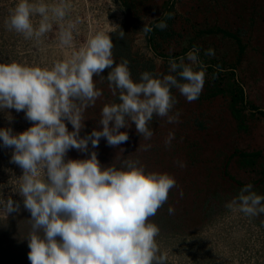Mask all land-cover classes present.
Returning a JSON list of instances; mask_svg holds the SVG:
<instances>
[{
  "label": "rangeland",
  "instance_id": "1",
  "mask_svg": "<svg viewBox=\"0 0 264 264\" xmlns=\"http://www.w3.org/2000/svg\"><path fill=\"white\" fill-rule=\"evenodd\" d=\"M35 2V0H33ZM55 3L58 0H44ZM71 5L70 20H78L71 47L59 43L58 25L54 24L41 43L26 40L20 34L9 31L5 25L17 0H0V62L15 60L37 66H51L56 60L70 58L78 51L90 33L106 31L114 47L116 64L126 58L134 81H139L144 71L168 74V60L157 52L184 55V48L200 46V58L207 62V75L198 100L191 103L172 89L180 110V122L168 124L159 117L153 118L150 127L154 130L151 141L140 137L132 123L126 131L129 139L119 147L107 144L101 138L99 146L84 153L71 149L67 158L84 159L91 151L97 152L102 166L118 158L138 157L147 170L167 172L174 176L177 187L169 192L168 201L150 220L157 224L160 234L156 238L160 252L167 255V264H264V214L248 217L226 208L239 189L251 183L254 190L264 195V0H133L129 13L121 0H66ZM173 5L172 37L162 40L151 48L147 35L142 31L145 23H152ZM39 17H33L34 24ZM219 28L235 36L226 35ZM124 31L123 39L119 32ZM209 46L215 56L204 55ZM189 48V49H190ZM204 56V57H203ZM213 68L221 72H215ZM234 72V75H232ZM214 73L217 78L212 79ZM105 69L101 77L94 76L96 87L102 91L95 107L85 112L84 136L93 128H102L98 123L105 103H118V95L109 88ZM239 82L245 89L246 107L244 126L231 108L229 93L210 95L212 87L227 88ZM258 106V110L250 104ZM0 111V128L11 127L19 133L31 126L23 111ZM69 130L72 125L66 122ZM175 131L171 148L164 147V138L169 130ZM151 143L149 151L139 150V144ZM120 148L124 152L120 153ZM259 152V156L246 162L236 151ZM13 149L0 141V191L4 199L9 195L19 201L21 211L7 219L0 218L1 264H31L28 235L30 213L23 208L22 197L13 192V187L22 175V169L11 162ZM186 163L180 167L177 161ZM253 162V164H252ZM183 190L181 196L180 190ZM169 205L175 214L169 215Z\"/></svg>",
  "mask_w": 264,
  "mask_h": 264
},
{
  "label": "clouds",
  "instance_id": "2",
  "mask_svg": "<svg viewBox=\"0 0 264 264\" xmlns=\"http://www.w3.org/2000/svg\"><path fill=\"white\" fill-rule=\"evenodd\" d=\"M71 5L66 0L45 3L44 0H17L5 25L9 31L26 40L42 42V38L59 27V43L73 44L78 20L68 19ZM33 17H39L34 24ZM167 19L173 17L166 14ZM167 20L155 25L145 23L147 35L154 28L164 30ZM125 32H119L123 39ZM114 47L106 31L90 33L86 42L70 58L56 60L51 66H37L15 60L0 62V111H23L31 126L19 133L11 127L0 128V141L13 149L11 162L22 169L13 192L22 197L24 210L30 213L28 259L31 264H167L156 238L157 224L150 220L168 201L169 192L177 187L174 176L167 172L147 170L138 157H123L102 166L96 151L84 159L67 158L71 149L89 152L99 146L101 138L119 147L129 136L122 128L135 124L137 134L151 141L150 127L154 116L168 124H178L181 112L172 89L191 103L199 99L206 79L207 65L200 58V46L185 55L173 57L169 51L168 74L144 71L134 81L124 58L116 64ZM204 55L215 56L209 46ZM106 79L119 102L105 103L98 123L102 128L81 136L86 127L85 112L95 107L102 95L93 77ZM217 78L214 73L212 79ZM9 121L12 117L7 113ZM66 122L72 125L70 131ZM175 131L170 129L164 147L171 148ZM149 151L151 143L139 144ZM124 152L120 148V153ZM180 167L186 163L177 161ZM181 196L183 190H180ZM226 208L248 217L264 214V195L251 183L245 184ZM21 205L0 191V218L19 213ZM169 215L175 208L168 207Z\"/></svg>",
  "mask_w": 264,
  "mask_h": 264
},
{
  "label": "trees",
  "instance_id": "3",
  "mask_svg": "<svg viewBox=\"0 0 264 264\" xmlns=\"http://www.w3.org/2000/svg\"><path fill=\"white\" fill-rule=\"evenodd\" d=\"M123 6L126 8V10L130 13L132 11V8L134 6V2L133 0H121ZM168 13H172L173 14V5L171 4L170 7H168V9H166V12L160 17V19L155 20L151 23V25H155L156 23H158L160 20L162 19H166L167 20V28L164 30H159V29H155L153 30L152 33L147 34V40L150 43V46L153 50V48H155L156 43H158V41L162 40V42H166L170 37H172V35L174 34L172 29L170 28V24L173 20V17L171 19H167L166 14ZM220 31H222L224 34L226 35H231V36H235L234 34H232L229 31H226L224 29L219 28ZM159 44V43H158ZM193 47V45H191ZM190 47H186L183 50V54L185 55L187 53ZM155 53L165 59H169V53H164V52H157L154 49ZM173 57H178L177 55L172 54ZM204 57V56H203ZM204 62H207L206 58L204 57ZM209 67H212L210 69H213L215 72L219 71V68H213L212 64H210ZM220 72V71H219ZM221 73V72H220ZM232 75H234V72H232ZM218 93H229L231 96V108L233 111L234 116L239 119L241 121V128L244 126V121H245V116L242 114L243 109L246 107L247 104V98H246V94H245V89L242 85L239 84V82L237 81L236 83H230L228 85L227 88L225 87H221L219 85H215L212 87V92L210 95H216ZM252 108H254L255 110H258V106L254 105V104H250ZM260 114L264 115V111L259 110ZM236 153H238V155H240L242 158L245 159L246 162H251V158H256L257 156H259V152H245V151H236ZM253 164V162H252ZM263 175H264V171H263ZM1 264V262H0Z\"/></svg>",
  "mask_w": 264,
  "mask_h": 264
}]
</instances>
